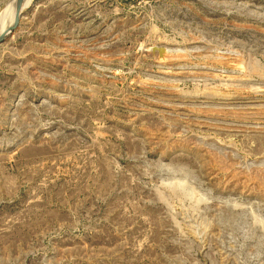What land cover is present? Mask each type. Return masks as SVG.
<instances>
[{"label": "rangeland", "instance_id": "rangeland-1", "mask_svg": "<svg viewBox=\"0 0 264 264\" xmlns=\"http://www.w3.org/2000/svg\"><path fill=\"white\" fill-rule=\"evenodd\" d=\"M0 264H264V0H30Z\"/></svg>", "mask_w": 264, "mask_h": 264}, {"label": "bare ground", "instance_id": "bare-ground-1", "mask_svg": "<svg viewBox=\"0 0 264 264\" xmlns=\"http://www.w3.org/2000/svg\"><path fill=\"white\" fill-rule=\"evenodd\" d=\"M30 0H21L22 11L27 7ZM12 6V7H10ZM16 16L15 0H8L0 9V34L12 26Z\"/></svg>", "mask_w": 264, "mask_h": 264}, {"label": "water", "instance_id": "water-1", "mask_svg": "<svg viewBox=\"0 0 264 264\" xmlns=\"http://www.w3.org/2000/svg\"><path fill=\"white\" fill-rule=\"evenodd\" d=\"M15 8H16V16L12 26L9 27L8 30L4 31L0 34V42L5 39L18 25L19 19L21 17L22 9H21V0H15ZM156 49L160 55H163L165 49L163 47H156Z\"/></svg>", "mask_w": 264, "mask_h": 264}]
</instances>
